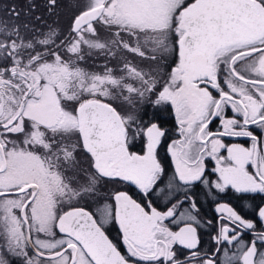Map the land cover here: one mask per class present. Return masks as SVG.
I'll use <instances>...</instances> for the list:
<instances>
[{
  "label": "snow or ice",
  "instance_id": "1",
  "mask_svg": "<svg viewBox=\"0 0 264 264\" xmlns=\"http://www.w3.org/2000/svg\"><path fill=\"white\" fill-rule=\"evenodd\" d=\"M0 264H264V0L0 5Z\"/></svg>",
  "mask_w": 264,
  "mask_h": 264
},
{
  "label": "trees",
  "instance_id": "2",
  "mask_svg": "<svg viewBox=\"0 0 264 264\" xmlns=\"http://www.w3.org/2000/svg\"><path fill=\"white\" fill-rule=\"evenodd\" d=\"M37 3H42V0H36ZM65 3H67V0H64ZM16 4L19 8H23L26 7V0H0V5L3 4ZM42 11V9H41ZM69 10L67 8H62L61 10V16H60V20L61 23L66 24L68 21V17H69Z\"/></svg>",
  "mask_w": 264,
  "mask_h": 264
},
{
  "label": "flooded vegetation",
  "instance_id": "3",
  "mask_svg": "<svg viewBox=\"0 0 264 264\" xmlns=\"http://www.w3.org/2000/svg\"><path fill=\"white\" fill-rule=\"evenodd\" d=\"M165 127H169V128H171V127H173V125L169 124V125H165ZM225 199H226V200H227V199H231V202H232V204H233L234 206L237 204V201L235 200L234 197H231V198H230V197H225ZM261 199H262V197H261L260 195H257V196H256V202H259ZM203 211L207 214V216H208L209 218H211V216L213 215V210H212V208L209 207L207 204L205 205ZM113 235H115V233H113ZM205 239H207V237H205Z\"/></svg>",
  "mask_w": 264,
  "mask_h": 264
}]
</instances>
